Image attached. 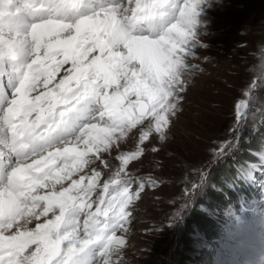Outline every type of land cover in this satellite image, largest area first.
<instances>
[{
	"label": "snow or ice",
	"instance_id": "6c2138e0",
	"mask_svg": "<svg viewBox=\"0 0 264 264\" xmlns=\"http://www.w3.org/2000/svg\"><path fill=\"white\" fill-rule=\"evenodd\" d=\"M201 2L0 0V264H118L142 149L80 173L146 118L163 139Z\"/></svg>",
	"mask_w": 264,
	"mask_h": 264
},
{
	"label": "rangeland",
	"instance_id": "374dc122",
	"mask_svg": "<svg viewBox=\"0 0 264 264\" xmlns=\"http://www.w3.org/2000/svg\"><path fill=\"white\" fill-rule=\"evenodd\" d=\"M195 21L183 99L163 139L153 130L141 141L146 118L80 173L94 168L102 184L119 156L142 149L125 169L133 199L116 233L124 240L118 264H264V135L249 150L254 158L243 160V148L264 134V0H202ZM212 191L230 200L198 206L215 227L209 234L186 222Z\"/></svg>",
	"mask_w": 264,
	"mask_h": 264
},
{
	"label": "trees",
	"instance_id": "16d2710c",
	"mask_svg": "<svg viewBox=\"0 0 264 264\" xmlns=\"http://www.w3.org/2000/svg\"><path fill=\"white\" fill-rule=\"evenodd\" d=\"M263 133L257 138V140H255L253 142L252 145L248 144L247 146H245L243 148V152H244V158L243 157V160H247L248 158H254L251 154H249V150L258 146L260 144V140L261 138L263 137ZM231 196V195H230ZM234 198V202L233 204L237 205V196L236 195H232ZM229 195L227 194H224L223 191H212L211 193H206L205 196H203V199H201L199 202L196 203V206L195 208H193L191 211H190V214L188 215V221L186 222L187 226H191V227H197V228H200V229H204L206 231H209L208 233L211 234L212 231L214 230L215 231V227L212 223V220L211 219H208L206 214L201 212V210L197 209L198 206L200 204H205V203H210L211 201L213 202H217V201H223V202H226L228 203L229 202ZM213 229V230H212ZM184 262L182 264H188L187 263V259H183Z\"/></svg>",
	"mask_w": 264,
	"mask_h": 264
},
{
	"label": "clouds",
	"instance_id": "9594fccd",
	"mask_svg": "<svg viewBox=\"0 0 264 264\" xmlns=\"http://www.w3.org/2000/svg\"><path fill=\"white\" fill-rule=\"evenodd\" d=\"M262 48H264V46H261Z\"/></svg>",
	"mask_w": 264,
	"mask_h": 264
},
{
	"label": "bare ground",
	"instance_id": "6f19581e",
	"mask_svg": "<svg viewBox=\"0 0 264 264\" xmlns=\"http://www.w3.org/2000/svg\"><path fill=\"white\" fill-rule=\"evenodd\" d=\"M57 78V77H56Z\"/></svg>",
	"mask_w": 264,
	"mask_h": 264
}]
</instances>
